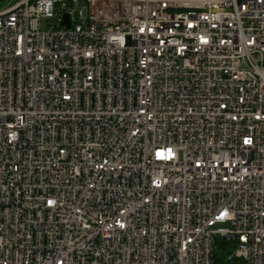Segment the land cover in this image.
I'll return each instance as SVG.
<instances>
[{
	"label": "built area",
	"instance_id": "obj_1",
	"mask_svg": "<svg viewBox=\"0 0 264 264\" xmlns=\"http://www.w3.org/2000/svg\"><path fill=\"white\" fill-rule=\"evenodd\" d=\"M240 259L264 264V0L0 9V264Z\"/></svg>",
	"mask_w": 264,
	"mask_h": 264
},
{
	"label": "rangeland",
	"instance_id": "obj_2",
	"mask_svg": "<svg viewBox=\"0 0 264 264\" xmlns=\"http://www.w3.org/2000/svg\"><path fill=\"white\" fill-rule=\"evenodd\" d=\"M17 1H19V0H0V9H2L3 7H6L8 5H11V4H15ZM73 1H78V0H73ZM42 29H45L43 25H42ZM215 254H216V259L219 262H222V263L226 262L227 255L224 252L217 250L215 252Z\"/></svg>",
	"mask_w": 264,
	"mask_h": 264
},
{
	"label": "water",
	"instance_id": "obj_3",
	"mask_svg": "<svg viewBox=\"0 0 264 264\" xmlns=\"http://www.w3.org/2000/svg\"><path fill=\"white\" fill-rule=\"evenodd\" d=\"M64 19H65V21L63 22V24H65L67 27H69L68 16L65 15ZM238 261H239V262H238L239 264H244V261H243L242 259H240V260H238Z\"/></svg>",
	"mask_w": 264,
	"mask_h": 264
}]
</instances>
